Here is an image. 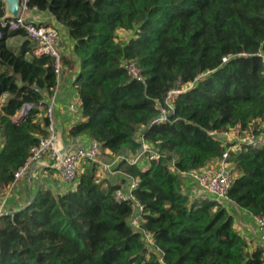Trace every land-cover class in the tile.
Segmentation results:
<instances>
[{
	"label": "trees",
	"instance_id": "16d2710c",
	"mask_svg": "<svg viewBox=\"0 0 264 264\" xmlns=\"http://www.w3.org/2000/svg\"><path fill=\"white\" fill-rule=\"evenodd\" d=\"M26 8L48 14L73 41L76 58L62 56V64L83 120L69 136L96 140L108 155L136 153L141 136L159 158L120 161L116 182L100 180L88 163L74 187L39 190L29 205L1 216L0 264H264V251L245 242L229 210L233 203L264 218V145L223 158L226 144L208 134L264 126V0H27ZM2 30L0 188L45 136L39 104L57 84L50 57L34 55L22 30ZM12 38L19 46H9ZM189 83L168 120L151 124L167 92ZM222 159L235 174L229 203L190 197L182 174ZM127 178L137 180L132 193L151 244L129 223L133 203L115 197Z\"/></svg>",
	"mask_w": 264,
	"mask_h": 264
},
{
	"label": "built area",
	"instance_id": "2783aa9c",
	"mask_svg": "<svg viewBox=\"0 0 264 264\" xmlns=\"http://www.w3.org/2000/svg\"><path fill=\"white\" fill-rule=\"evenodd\" d=\"M26 2L27 0H20L22 10L17 17L0 19V39L4 37L3 28L10 31L22 30L33 46L34 55L48 56L51 58L53 71L58 83L63 70L60 28L44 21L28 19L25 15V10L27 9ZM259 56L262 58L264 64V55L260 53ZM124 68L131 77L140 81L143 80L140 71L132 62H125ZM191 86L192 84L189 83L170 89L167 92L164 104L158 106V115L152 120L151 124L158 125L165 123L168 120L170 112L174 109V99L189 90ZM35 91L41 90L35 88ZM56 91L57 84L51 95L41 91L45 97L50 96V101L47 102L45 107L39 104V107L43 110L42 115L47 119V124L45 125L46 134L39 138L37 144L30 147L24 164L14 172L12 183L25 176L31 164L45 163V166H49L58 171L67 186V190L76 185L78 176L82 172V169H84V166L88 165V163L99 164L102 158L103 152L100 144L96 140L91 139L88 146L77 147H69L62 142L54 120L53 106ZM29 109L30 105L27 104L17 112V115L27 113ZM69 109L74 115L81 114L80 104L79 106L70 105ZM208 134L226 144L227 148L223 153V158H226L228 152L237 151L242 146L259 147L264 145V126L260 123L257 127L251 126L246 130H242L239 126H236L219 131L210 130ZM136 141L140 143V147L136 153L126 152L119 155H109V158L103 162V166L109 171H112L123 160L129 163H136L143 155L148 160H157L159 158V154L157 152H151L149 145L143 141L141 136H137ZM170 170H174L173 166L170 167ZM182 175L192 180L194 186L202 192L204 198H212L219 203L228 202L226 194L234 183L235 174L223 159L217 161L213 166L208 165L183 173ZM126 180L127 184L123 188L116 190L115 197L119 201L133 203L134 214L131 216L129 223L135 230L142 231L140 224L142 222L143 205L135 201L132 193L133 189L137 186V180L133 178H127ZM4 214L6 212L2 205H0V218ZM253 219L263 236L260 242L254 246L264 251V218L253 216ZM142 233L146 241L151 244V235L144 231ZM243 238L249 246H252L248 236H243Z\"/></svg>",
	"mask_w": 264,
	"mask_h": 264
},
{
	"label": "crops",
	"instance_id": "0c3cea01",
	"mask_svg": "<svg viewBox=\"0 0 264 264\" xmlns=\"http://www.w3.org/2000/svg\"><path fill=\"white\" fill-rule=\"evenodd\" d=\"M25 15L28 19L37 21H44L46 23L54 24L60 28L62 38V56L71 55L70 51L73 47V41L68 37L66 29L57 24L52 17L46 13H41L35 9H26ZM69 45L70 49H69ZM75 60V55L72 56ZM66 67L63 65L62 74L57 83V91L54 98V120L56 128L60 134L62 142L69 147L88 146L91 138L87 136L70 137V128L82 121L81 114L74 115L70 112L69 106H79L80 99L78 93L73 85V76L66 72ZM47 102L50 101V96L45 97ZM3 102V101H2ZM19 112V111H18ZM20 115L16 114L12 117L15 120ZM109 158V155L105 152L102 154V158L99 164H96V174L100 180H111L116 182L117 171L112 169L109 171L103 166V162ZM216 163V162H215ZM214 163V164H215ZM84 168V167H83ZM83 171V169H82ZM120 180V178L118 179ZM125 185H122L123 188ZM67 186L63 182L58 171L49 166H45V163H33L31 164L27 174L7 187L0 188V205H2L6 213L17 212L31 203L37 192L41 189H48L54 193L64 192ZM184 188L188 191L190 197H203L193 184L190 178H187ZM230 213L234 217V226L242 236H248L250 240H255L252 246L256 245L263 238L257 224L255 223L253 216L247 211L238 208L233 203L229 204Z\"/></svg>",
	"mask_w": 264,
	"mask_h": 264
},
{
	"label": "water",
	"instance_id": "95a60500",
	"mask_svg": "<svg viewBox=\"0 0 264 264\" xmlns=\"http://www.w3.org/2000/svg\"><path fill=\"white\" fill-rule=\"evenodd\" d=\"M2 2L5 5V16L4 19L7 18H15L17 17L21 10H22V6L20 3V0H2ZM26 5V3H25ZM26 113H22L19 118L17 117L15 120H13L14 122H19L21 121Z\"/></svg>",
	"mask_w": 264,
	"mask_h": 264
},
{
	"label": "rangeland",
	"instance_id": "374dc122",
	"mask_svg": "<svg viewBox=\"0 0 264 264\" xmlns=\"http://www.w3.org/2000/svg\"><path fill=\"white\" fill-rule=\"evenodd\" d=\"M122 35L125 37L126 36V33L123 32ZM17 38H19V37H17ZM17 38L9 39L8 40L9 46H11L12 48H15V47L19 46V44H20L21 41H20V39H17ZM70 46L71 45H69V49H70ZM70 51H72L70 53V54H72L71 57L74 56L73 47H72V49ZM4 99H5V95L0 96V105L2 104V101H4ZM258 125H259V123L257 124V126ZM214 163L213 164H210V165L213 166ZM216 163H217V161H216ZM227 203H229V202H227ZM250 242H251V245H252V243H255V240H251Z\"/></svg>",
	"mask_w": 264,
	"mask_h": 264
},
{
	"label": "bare ground",
	"instance_id": "6f19581e",
	"mask_svg": "<svg viewBox=\"0 0 264 264\" xmlns=\"http://www.w3.org/2000/svg\"><path fill=\"white\" fill-rule=\"evenodd\" d=\"M49 91V90H48ZM51 93V92H50Z\"/></svg>",
	"mask_w": 264,
	"mask_h": 264
}]
</instances>
